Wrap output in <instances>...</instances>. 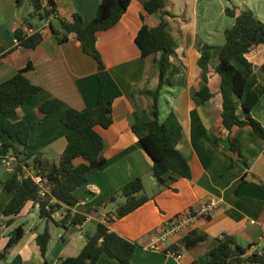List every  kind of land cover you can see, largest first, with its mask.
<instances>
[{"label": "crops", "instance_id": "obj_1", "mask_svg": "<svg viewBox=\"0 0 264 264\" xmlns=\"http://www.w3.org/2000/svg\"><path fill=\"white\" fill-rule=\"evenodd\" d=\"M144 1L130 0L115 25L96 32V47L105 65L102 96L110 102L112 118L107 127L95 125L104 142L105 161L92 170L75 191L78 201L73 205L62 203L53 219L46 220L39 217L38 203L32 200L16 215L3 213L11 194L3 188L2 182L12 170L2 164V160L12 154L9 147L2 145L8 136L1 130V124L5 119L25 121L30 130L27 152L40 151L48 160H56L67 143L68 128L61 120L65 109L86 110L97 102V63L83 52L74 33H70L66 41L58 42L50 26L51 20L35 11L32 0L24 10L23 2L18 5L16 0H0V45L4 50L15 46L0 59V82L30 63L32 67L25 75L41 87L32 98L0 118V252L10 232L20 224L24 228L22 238L5 257H0V264H10L17 254L25 264H42L35 237L45 227L50 233L45 254L49 264H56L60 257L78 254L96 223L106 222L105 216H113L117 204L124 200L119 194L120 188L136 176L141 177L143 191L150 198L128 214L106 222L110 230L137 243L130 264H206L209 248L215 238L223 234L231 235L243 247L264 243V191L261 188L264 186V139L251 138L247 125H233L230 129L222 125L220 77L213 69L217 62L214 49L208 67V86L213 96L198 106L192 99V93L201 86L197 60L203 46L222 45L224 39L215 35L210 38L211 32L224 30V26L234 21L225 14V5L231 2L238 10L251 9L264 23V0H168L170 15L165 19L177 43L171 61L179 71L161 90L160 98L164 97L166 109L163 114L160 112V119L170 110L176 114L182 128L178 148L188 161L191 177L173 175L169 178L166 173L168 186L159 191L152 174V160L131 128L134 115L148 105L144 90L154 88L157 82L154 56H143L135 42L143 22L154 25L158 21V15L145 11ZM53 2L56 17L70 19L77 12L87 22L95 15L100 0ZM26 17L31 28L24 21ZM26 26L30 32L35 30L42 35V41L35 48L16 45L14 30ZM245 56L252 64L255 79L264 84V73L260 70L264 44L256 45ZM53 97L59 98L61 105L51 112H42L40 103ZM251 115L264 128V91L252 107ZM230 140L238 144L241 157L229 149ZM79 161L80 158L75 160ZM242 179L244 183L237 189ZM114 193V201H101ZM208 200L217 202L209 215H196L169 236L166 245L175 246L177 257L149 247L151 239L163 232L175 216L193 212ZM100 201L101 205L88 212L81 224L62 227L53 221L60 220L65 210L72 214L85 213ZM10 218L12 222L7 224ZM192 232L203 233L205 238L186 247L184 238ZM52 245L55 246L50 252ZM96 264L122 263L102 253Z\"/></svg>", "mask_w": 264, "mask_h": 264}, {"label": "trees", "instance_id": "obj_2", "mask_svg": "<svg viewBox=\"0 0 264 264\" xmlns=\"http://www.w3.org/2000/svg\"><path fill=\"white\" fill-rule=\"evenodd\" d=\"M24 0H16L21 4ZM52 9L43 5L42 0H32L35 11L40 16L49 18L51 29L57 41L62 43L74 33L80 41L84 53L92 56L97 63V102L94 107L86 110H78L73 107L65 109L61 116L62 122L68 128L66 133V146L56 160H48L40 151L27 152L29 126L23 120L11 121L5 119L1 124V130L8 136L2 145L9 147L15 160L11 174L3 182V188L11 197L3 207L5 215L18 214L29 200L38 203V215L40 218L53 219V214L61 208L62 203L73 205L78 201L75 191L82 185L88 174L102 165L105 161L102 151L104 142L102 136L95 130V125L107 127L111 122V106L109 101L103 99L102 89L105 81V65L102 56L96 47V32L105 30L119 20L126 10L130 0H100L95 15L87 22L80 14L74 12L71 18L56 17L54 15L55 4L53 0H46ZM168 0H145L143 7L149 14L158 15V21L154 25L143 22L138 29L135 42L143 56H154L157 67V82L154 88L144 90L148 97L147 107L134 115L131 124L132 131L138 137L140 143L152 160V174L158 182L157 191L168 186L164 175L169 173V178L176 175L190 178L191 170L187 159L178 148L182 136V128L174 111L170 110L164 118L160 119L159 99L162 88L170 84L171 77L179 71L171 57L175 53L176 40L171 36L167 28L165 17L170 15L167 9ZM225 14L233 18V23L225 27L224 42L214 47L205 44L197 64L201 70V86L192 93L195 105H200L210 99L213 94L208 86V71L211 63L213 49L217 53V62L213 66L219 75V93L221 95V121L226 129L233 125L245 126L250 130L253 139H264V128L261 123L251 115V109L264 91V84L258 82L253 73L252 64L245 54L258 44H264V23L251 9H237L236 5L228 2L224 8ZM53 18L56 19L53 22ZM28 27L31 24L28 18H24ZM14 36L16 45L35 48L41 41L39 31L25 32L23 28H16ZM12 48L4 50L0 45V59L10 53ZM32 66L30 63L18 69L13 75L0 82V118L15 110L25 101L37 94L41 87L32 83L25 72ZM264 73V62L260 65ZM62 101L53 97L43 100L39 108L48 113L60 106ZM229 149L241 157L239 146L234 141L228 142ZM80 158L79 162H75ZM32 165L34 171L46 176L52 184L50 195L45 198L38 196V185L29 176L23 175V166ZM244 179L238 185L239 189ZM261 188L264 191V186ZM119 193L124 200L117 204L112 215L105 216L106 222H111L115 217H122L133 211L150 196L143 191V183L140 176H136L126 182ZM54 201H50L51 198ZM116 199V193L111 194L101 201L112 202ZM88 208L85 213H71L65 210L60 220H53L59 226L81 224L87 213L98 208L102 202ZM12 218L7 220V224ZM98 221L92 233L86 235V241L74 256L60 257L56 264H96L100 254L104 253L122 264H130L137 243L119 235L108 228L107 223ZM24 228L20 224L9 234V238L0 252V257L14 246L23 236ZM205 238V234L194 232L184 238L186 247L193 246ZM36 243L43 257L42 264H49L45 259L50 233L45 227L36 234ZM264 240V239H263ZM251 245V244H250ZM247 247L237 244L231 235L223 234L217 237L208 250L206 264H264V243L260 253L246 254ZM171 248H175L172 246ZM197 264L196 262H194ZM10 264H25L19 254L15 255Z\"/></svg>", "mask_w": 264, "mask_h": 264}, {"label": "built area", "instance_id": "obj_3", "mask_svg": "<svg viewBox=\"0 0 264 264\" xmlns=\"http://www.w3.org/2000/svg\"><path fill=\"white\" fill-rule=\"evenodd\" d=\"M43 5L48 9H52V6L49 5L46 0L43 1ZM55 14H56V9L54 11V15ZM23 30L28 33H30L31 31V29L28 28L27 26L23 27ZM14 160H15L14 156L11 155L7 159H3L2 164L6 165L8 168L12 170ZM23 175L31 177L32 180L38 185V196L40 198H45L48 195H50L52 184L50 183V181L48 180L46 176L36 173L32 165L23 166ZM50 201H54V198L52 197ZM216 205H217V202L215 200H208L202 205H200L199 208L195 209V211L193 212H189L186 215L175 216L172 220L169 221L166 229L163 232L157 234L151 239L149 247L157 251H163L164 253L170 256L177 257L178 256L177 251L171 248L170 246L166 245V243L168 242L169 236L178 232L182 227H184L192 219H194L196 215L198 216L209 215L212 209ZM219 237H222V235ZM262 244L263 243L251 244L247 248L246 254H251L255 252L260 253ZM190 264H195V263L193 262Z\"/></svg>", "mask_w": 264, "mask_h": 264}, {"label": "rangeland", "instance_id": "obj_4", "mask_svg": "<svg viewBox=\"0 0 264 264\" xmlns=\"http://www.w3.org/2000/svg\"><path fill=\"white\" fill-rule=\"evenodd\" d=\"M28 2H29V0H24L23 1V4H22V8H23V10L25 9V6H27L28 5ZM258 3V2H257ZM263 6V5H262ZM264 7V6H263ZM261 11V10H260ZM259 11V12H260ZM224 27H228V26H224ZM223 30H221V31H218V30H212V32H211V35H210V38L212 37V38H215V36L216 37H219V38H222V39H224V36H223ZM215 35V36H214ZM214 36V37H213ZM160 112H161V114H163V112L165 111V109H166V103H165V99H164V97H161L160 98ZM120 194V193H119ZM120 196H121V194H120ZM53 242V241H52ZM52 242H51V244H52ZM54 246L55 245H52V247L50 246V252L54 249Z\"/></svg>", "mask_w": 264, "mask_h": 264}]
</instances>
